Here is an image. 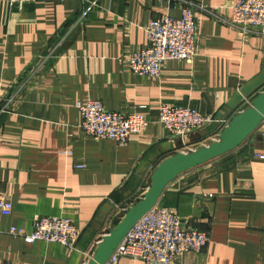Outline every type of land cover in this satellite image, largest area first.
I'll use <instances>...</instances> for the list:
<instances>
[{"label":"crops","instance_id":"obj_1","mask_svg":"<svg viewBox=\"0 0 264 264\" xmlns=\"http://www.w3.org/2000/svg\"><path fill=\"white\" fill-rule=\"evenodd\" d=\"M188 1L230 16L232 0ZM162 15L179 18V3L25 0L18 8L0 0V191L12 204L11 214L0 216V262L87 264L143 197L159 163L217 141L231 118L264 92V36L199 14L191 64L167 61L154 80L133 74L126 58L146 46V26ZM87 101L110 112L142 113L149 124L125 146L94 140L82 131L76 108ZM161 103L214 121L174 139L158 121ZM255 154L264 156V122L240 147L164 190L158 204L209 238L201 252L177 263L264 264V159ZM37 217L72 220L80 232L74 248L29 244L9 233L30 234ZM116 264L145 263L122 257Z\"/></svg>","mask_w":264,"mask_h":264},{"label":"built area","instance_id":"obj_2","mask_svg":"<svg viewBox=\"0 0 264 264\" xmlns=\"http://www.w3.org/2000/svg\"><path fill=\"white\" fill-rule=\"evenodd\" d=\"M7 1L12 7L22 8L25 4V0ZM174 1L180 5V17L162 15L151 20L145 28L146 46L126 58L133 74L154 80L161 77L167 61L191 64L197 55L199 22L196 14L219 21L242 34L264 36V0H232L228 18L221 17L216 9L203 4ZM3 101L0 88V103ZM76 108L81 117L80 127L86 136L94 140H110L119 146H125L130 136L142 133L149 124L142 113L110 112L100 101L77 102ZM157 113L163 128L172 138L179 140L187 139L214 121L213 115L179 105L161 103ZM255 156L264 159L262 155ZM11 211L10 200L0 191V216L7 217ZM9 233L29 244L43 241L69 249L74 248L80 235L72 220L61 217L35 218L28 235L15 228H11ZM208 241L206 233L185 228L174 211L157 203L135 223L107 264H116L122 257L141 260L145 264H179V258L187 253L201 252Z\"/></svg>","mask_w":264,"mask_h":264},{"label":"water","instance_id":"obj_3","mask_svg":"<svg viewBox=\"0 0 264 264\" xmlns=\"http://www.w3.org/2000/svg\"><path fill=\"white\" fill-rule=\"evenodd\" d=\"M263 122L264 92L255 96L247 108L231 118L217 141L187 153L175 154L159 163L150 176V183L143 197L103 236L87 264H107L127 233L158 203L170 183L183 173L234 151L247 141Z\"/></svg>","mask_w":264,"mask_h":264},{"label":"rangeland","instance_id":"obj_4","mask_svg":"<svg viewBox=\"0 0 264 264\" xmlns=\"http://www.w3.org/2000/svg\"><path fill=\"white\" fill-rule=\"evenodd\" d=\"M126 212H124V214H125Z\"/></svg>","mask_w":264,"mask_h":264}]
</instances>
